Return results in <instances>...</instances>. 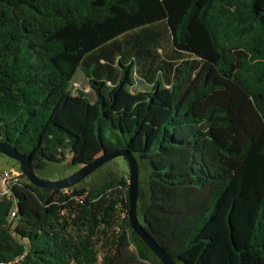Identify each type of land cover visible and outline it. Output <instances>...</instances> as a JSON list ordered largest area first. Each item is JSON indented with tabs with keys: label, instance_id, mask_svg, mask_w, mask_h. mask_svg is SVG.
<instances>
[{
	"label": "trees",
	"instance_id": "obj_1",
	"mask_svg": "<svg viewBox=\"0 0 264 264\" xmlns=\"http://www.w3.org/2000/svg\"><path fill=\"white\" fill-rule=\"evenodd\" d=\"M0 142L57 167L127 149L140 220L178 264H264V0H0ZM112 161L0 191V264H164Z\"/></svg>",
	"mask_w": 264,
	"mask_h": 264
},
{
	"label": "water",
	"instance_id": "obj_2",
	"mask_svg": "<svg viewBox=\"0 0 264 264\" xmlns=\"http://www.w3.org/2000/svg\"><path fill=\"white\" fill-rule=\"evenodd\" d=\"M0 154L14 159L20 164L22 176H25L31 183L40 188L65 189L75 186L84 181L88 176L99 170L106 163L118 157L127 160L129 166V187H128V217L135 233L146 243L149 248L158 256L164 264H178L164 248L150 235L142 224L138 214L140 165L136 156L127 149H117L110 152H103L94 161L82 165L75 172L58 180H46L36 172V164L28 154L19 152L8 142H0Z\"/></svg>",
	"mask_w": 264,
	"mask_h": 264
},
{
	"label": "rangeland",
	"instance_id": "obj_3",
	"mask_svg": "<svg viewBox=\"0 0 264 264\" xmlns=\"http://www.w3.org/2000/svg\"><path fill=\"white\" fill-rule=\"evenodd\" d=\"M170 47H171V42L168 39H166L162 45L163 55H165L166 52H170V50H171ZM138 67L140 68V65ZM79 71L76 74V78H78V80L76 81L78 88L76 91H74L75 95L78 93V90H84L85 92H90V89H91L89 84H88L87 77L85 76V74L83 72H79ZM139 88H140V85L136 84L132 88V91H137V90H139ZM132 91H130V93H132ZM68 159H69L68 161L66 160V161H63L62 163L58 164V167L52 166V165L48 166V165H45L43 163L38 162L36 164V172L41 178L46 179V180H58V179L64 178V177L70 175L71 173L75 172L78 169V167H76L75 165L69 164L71 157L68 156ZM112 163L116 164L117 168L120 171L127 172V174H128L127 175V178H128L127 181L129 182V166H128L127 160L123 157H118V158H115L112 161ZM106 165H107V163L100 168L99 173L97 171L94 172L93 174H95V173L96 174L98 173V174L97 175L95 174L92 178H88L87 183L88 184L92 183V182H94V180H98L103 176H107L109 174V172L111 171L112 166L111 165L106 166ZM54 167L59 168V170L54 169ZM13 168H17V169L21 170L20 164L17 161H15L14 159H11V158L3 155V154H0V191L3 190V183H2V179H1L3 172L12 170Z\"/></svg>",
	"mask_w": 264,
	"mask_h": 264
},
{
	"label": "built area",
	"instance_id": "obj_4",
	"mask_svg": "<svg viewBox=\"0 0 264 264\" xmlns=\"http://www.w3.org/2000/svg\"><path fill=\"white\" fill-rule=\"evenodd\" d=\"M22 177L21 170L13 168L12 170L3 172L1 179L3 183L2 194H9L11 192V187L17 184ZM12 215H15L13 212Z\"/></svg>",
	"mask_w": 264,
	"mask_h": 264
}]
</instances>
